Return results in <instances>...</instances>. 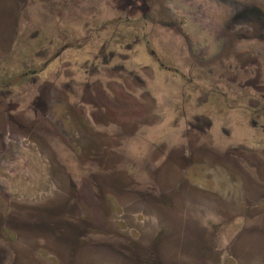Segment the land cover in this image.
<instances>
[{
    "label": "flooded vegetation",
    "instance_id": "flooded-vegetation-1",
    "mask_svg": "<svg viewBox=\"0 0 264 264\" xmlns=\"http://www.w3.org/2000/svg\"><path fill=\"white\" fill-rule=\"evenodd\" d=\"M4 6L0 21L9 22L11 33L34 27L28 15L57 16L58 28L81 15L117 18L101 29L92 24L83 41L59 40L28 57L30 68L0 85V174L7 158L34 155L31 144L39 140L49 148L57 139L63 153L51 152L52 159L75 167V179L68 177L67 187L46 201L6 204L0 196V264H49L38 254L58 255L60 264H113L115 258L158 264L162 249L171 264H225L232 250L239 255L234 246L248 233L235 232L229 254L221 253L216 237L247 218L257 224L249 233L264 251V0L245 2L219 25L214 53L210 40H195L194 47L182 25L151 17L169 14L165 0H4ZM194 13L204 17L209 9ZM198 26L200 33L207 29ZM115 48L118 57L109 55ZM97 81L106 95L94 87ZM55 126L68 129L54 134ZM69 140L83 145L73 150ZM133 141L155 156L152 166L142 158L137 173L128 167L135 165ZM114 145L123 149L126 168H114L121 163ZM116 197L127 199L123 206L139 201L165 214L178 208L174 222L166 217L173 229L136 246L109 217ZM206 206L223 214L209 219Z\"/></svg>",
    "mask_w": 264,
    "mask_h": 264
},
{
    "label": "rangeland",
    "instance_id": "rangeland-1",
    "mask_svg": "<svg viewBox=\"0 0 264 264\" xmlns=\"http://www.w3.org/2000/svg\"><path fill=\"white\" fill-rule=\"evenodd\" d=\"M247 1L250 0H165L166 8L168 9L169 14L155 15L151 17L158 22L176 23L182 25V29L187 32L189 39L194 42L195 40L205 39L206 45H208V40H210V45H208L210 46L209 50L211 53H214L218 49V46L216 45H218V41H220V32H217L219 25L228 23V21L232 18L234 11H237V9ZM4 7V0H2V2L0 1V14L2 13ZM201 8H208L209 14L204 17L195 15L194 11ZM173 9H177V12H174ZM29 17L34 24L33 28L28 27L26 31L18 29V32L12 33L9 31V22H6L4 18L0 21V85L4 82L11 81L17 77L19 73L29 69L30 66L28 57L36 58L40 56L46 49H49L50 47L52 48L59 43V40H62L60 41L61 43H67L77 38H81L80 40L83 41V37H86L87 39L89 36V32L86 33L85 31L91 27L92 24H96L99 29H101L103 23H108L113 17L115 19L117 18L116 16L106 13L97 16L81 15L76 20L69 18L65 19L63 27L58 28L54 21L57 16H48L44 19H42L41 16H24L25 19H28ZM24 23L25 21H17V24ZM201 23H204L207 28L202 33L199 32L201 29L198 26ZM91 33L92 30L90 34ZM10 34H12L13 38H15L14 42L13 39H10ZM197 34H199L198 37ZM196 44L197 43L195 42L193 46L195 47ZM11 45L14 50H12L10 54L4 55L1 50L5 48L9 49ZM100 51L101 48L96 55H99ZM194 52L197 53L196 48H194ZM109 55L118 57L119 53L116 52L115 48V51ZM100 84L101 83L99 81L94 82V87L98 90L99 94L106 95L108 92L106 93L103 91L104 88L102 85L100 86ZM50 128L54 134L57 132L63 133L64 129H68L67 127L58 128L56 126ZM147 131L151 133L150 130L147 129ZM149 132L147 133L148 137L151 135ZM63 137L69 138L68 136ZM90 139L92 140V138ZM71 141L72 140H69L71 148L73 150H80L79 144L83 145L82 141L77 143H74V141H72V143ZM140 146H142V143H137V141H133V143L130 144V152L134 155V158L131 159V161H135V165L129 164L128 167H130L131 171H135L134 173H137V170L134 169L135 166L136 168L144 166L142 165V158L147 157V163L150 166H152L154 162L152 160V158L154 159L155 157L154 150L151 149V153L149 152V154H146L149 149L144 150L141 149ZM31 148L33 151L32 154L34 155H25L27 159H25L24 154L23 158H21V154L19 153L13 160H10V158H7L5 161L3 160V168L0 174V196L2 201L6 204L7 201L11 200H27L26 202L35 200L46 201V199H48L46 195L51 196L52 192L56 194L59 188L64 186L67 187L66 184L68 183V177L72 180L75 179V174H73L74 170L72 169L75 167H70L69 163L66 164L65 160L67 159L61 160V158H59L57 159L58 163L52 159L51 152L59 156L63 153V149L57 142V139H53V141L50 142L49 148L45 145L43 147L40 140L33 142L31 144ZM122 150L123 149L116 148V145H114L115 155L121 159L120 161L122 163L114 165L115 169L126 168L125 164H123L126 162L123 160ZM150 160L151 162H149ZM82 163L84 164L83 160ZM61 164H66L65 172L63 171ZM76 167H79V163H77ZM133 177L137 179L134 175ZM123 199L124 200H120V198L117 197L115 198L112 206L113 211L109 214V217L113 222L115 230L120 234L126 235L136 246H138V244L142 245L146 243V241L148 242V238H151L160 231L168 232L173 229L174 223L171 221V223H167L166 217H171V220L174 222L176 217L175 215L177 214L176 210H178V208H173L171 213L165 214L163 212L168 210L164 209L159 211L151 205H141L139 201L134 203L129 202V205L123 206V202L127 200L126 198ZM116 200L117 202H115ZM4 210L5 212L3 211V213L5 215L9 214L8 210L5 208ZM203 210H205V215H207L206 217H210L209 219H214L215 216L223 214L222 209L218 207L206 206ZM243 211L244 209L242 208V213ZM226 215H228V213H226ZM247 219L244 223L241 222L239 224L225 225L222 230V236L216 237L221 253L229 254L230 247L228 246V243L231 241L234 234H236L235 232L239 231L243 227V229L246 230L241 232L248 233L243 235V239L239 241L238 245L234 246L236 250H239V255L237 253L235 254L234 250H232L231 256L227 255L225 264H264L260 261L264 260V251L260 250L261 248L255 245L251 239L252 234L251 232L249 233V231L254 229L257 224L252 221L249 222L250 220ZM206 224L208 232L212 231V226L215 224L212 222ZM15 235L16 232L13 231L11 236L14 238ZM17 240L13 242V244H15ZM160 242L161 246H159L158 249L163 248V243L165 241L161 240ZM27 243L29 245L30 242ZM16 245H19V247L22 248L20 251L22 250L25 252L24 250H26L27 247L23 246V241L19 240ZM159 253L160 254L158 255H160V258L158 259V264H171L170 256L165 255L164 249H162ZM23 255L26 256L28 254L25 252ZM36 257L37 259H42L44 262H48L49 264L61 263V257L58 255L49 254L48 256L44 254L41 256L38 254ZM62 260L65 262L64 257ZM26 262L27 259L25 258L24 263ZM112 262L113 264H123L116 258L113 259ZM125 263L128 264L127 262ZM132 264L134 263L132 262Z\"/></svg>",
    "mask_w": 264,
    "mask_h": 264
}]
</instances>
